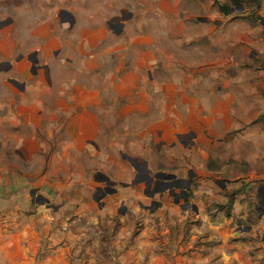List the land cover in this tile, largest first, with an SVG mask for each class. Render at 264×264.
<instances>
[{"label":"rangeland","instance_id":"1","mask_svg":"<svg viewBox=\"0 0 264 264\" xmlns=\"http://www.w3.org/2000/svg\"><path fill=\"white\" fill-rule=\"evenodd\" d=\"M151 3L158 14L148 10ZM245 6L234 12L237 19L230 23L221 14L216 0H211L210 7L201 8L205 13H192L190 7L176 0H0V61H15L32 54L42 60L46 57V46L52 41L63 46L64 55L76 59L80 57V44L86 39L99 40V48L105 44L119 47L114 55L104 57L105 61L111 62L101 67V78L95 79L96 89L105 90L103 104L99 105L101 108L90 106L89 128L83 136L94 137L97 145L101 141L107 157H87L91 151H84L85 142H80L79 138L67 140L75 130L79 135V125L66 124L61 128L60 123L64 119L78 121L79 111L67 110L55 121L49 114L43 120V126L35 130L20 115L22 103L27 98L30 101L32 80L25 81L23 88L18 87L22 82L16 75L0 67V159L18 166L27 180L14 191H5L7 196L1 203L20 213L18 226L28 224L34 230L28 237V247L32 249L39 244L40 253L30 254L28 258L34 259L30 264H47L50 258L57 264H112L123 258L128 247L135 246L136 230L141 227H138L139 224L129 227V221L122 216L129 213L130 203H134L139 195L149 196V178L134 180L135 175L132 169H128L126 157L136 145L133 133L136 127L128 128L126 125V111L128 106L140 102L144 96L143 91L129 94L133 74L139 75L142 90L151 89L153 80L167 86L166 90L151 96L152 108L147 113L149 124L160 119L162 126L167 127L168 131L164 130L163 134L182 132L206 140L216 136L227 142L232 140L233 146L237 144L240 149L239 129H255L264 121L262 104L257 102L262 99L264 91L245 80L249 63L255 61L253 49L246 46L243 57L234 42L235 35L247 31L245 20L251 23L259 16L264 24V14L251 12V7L248 4ZM213 23L224 24L225 27L216 29ZM81 25L88 26L90 31L81 29ZM252 25L254 30L249 37L246 33L240 38L239 45L246 39L248 43L264 45V27L258 23ZM211 43L219 50L222 60L225 59V67L219 66L215 58H208L207 47ZM148 55L154 57L150 63L145 60ZM202 56L205 60L198 63L197 59ZM119 64H123V68ZM61 68L74 72L62 62ZM237 71L243 82L235 74ZM203 77L216 78L207 86L208 108L215 105V98L219 99L218 106L221 108L215 109L213 115L217 121L211 127L197 128L192 126L196 123L192 119H201L208 114L206 103L191 104ZM227 78H231L230 86H227ZM85 80L87 88L93 89L89 79ZM123 88L129 89L128 92L121 93ZM25 93H28L27 96ZM230 101L234 105L238 102V106L231 109ZM242 104L249 106L243 108ZM252 104L255 108L250 107ZM133 113L130 112V115ZM138 113L139 116L133 115L135 123L143 114L142 111ZM229 114L234 115L233 122L229 120ZM230 123H233L232 128ZM216 125L220 131L218 135L214 134ZM123 136L128 140H123ZM226 144L221 142L217 145L220 150H225ZM183 146V150L189 152L187 144ZM169 149L177 150L170 145ZM202 150L207 152V147ZM235 158L240 160L233 152L223 161L227 163ZM183 160L194 166L188 154H184ZM251 162L259 173L264 174V159L254 157ZM214 163L213 158L210 162L206 158L203 166ZM32 178H39V184H32ZM258 179L261 178L255 180L257 184ZM45 181L51 183L56 197L40 191ZM140 181L146 182L141 184ZM99 188L103 190L98 200L89 199ZM111 188L117 192L124 191L125 200L118 209L112 210L113 217L105 214L100 220L99 237L98 229H89L84 225L82 207L87 204L93 210L101 209V201L107 198L103 193L112 192ZM140 189L146 190L144 194L138 192ZM191 189L196 196L197 189L194 186ZM241 200L245 201L244 208H254L256 189H251L249 197ZM214 205L219 206L216 201ZM98 213L102 214L101 211ZM249 217L257 219L254 213ZM2 229L10 230L7 222ZM118 236H121L120 243ZM259 238L264 240V237ZM237 245L243 247L241 257L244 260L249 256L246 248L251 249L252 244L240 240ZM258 256L264 263V254L259 251Z\"/></svg>","mask_w":264,"mask_h":264},{"label":"crops","instance_id":"2","mask_svg":"<svg viewBox=\"0 0 264 264\" xmlns=\"http://www.w3.org/2000/svg\"><path fill=\"white\" fill-rule=\"evenodd\" d=\"M176 1L190 7L192 13L197 11L205 13L201 8L210 7L211 3V0ZM221 1L216 0V4L220 8L221 14L230 20V23L237 19L234 12H238L240 6L246 7V4L251 7V12L255 11L261 14L263 12L264 14V7H262L264 0H258L260 1L259 5L251 0H244V4L235 3L233 0H223V3ZM148 10H154L156 13L152 3ZM257 17L258 20L255 21ZM257 17L253 18L251 23L245 20L247 31H244L242 35H235L234 42L243 57H245L246 46L253 49L252 57L255 61L249 63V71H245V80L264 91V62L261 61L264 60V45L248 43L247 39L239 45V39L246 33L249 37V34L254 30L252 24L258 23L264 27V24L260 22L261 18ZM213 27L217 29L225 26L224 24L213 23ZM80 28L90 31L88 26L81 25ZM212 43L207 47L208 58H215L214 61H217L219 66L225 67L227 65L225 59L222 60L219 50ZM99 45L97 39H86L80 44V57L76 59L73 56L64 55L63 46L52 41L46 46V57L42 60L36 54H32L20 57L15 61H0L1 68L13 72L17 79L22 82V85H18V87L23 88L25 81L32 80L30 101L27 98L22 103L20 115L24 116L25 120L35 130L43 126V120L49 114L51 119L55 121L61 118L67 110L79 111L78 121L64 119L60 123V127L62 128L66 124L67 126L79 125V135L75 130L71 132V136L67 140L74 141L79 138L80 142H85L84 151H91L87 157H107V154L103 153L105 148L101 145V141L97 145V140L94 137L83 136L89 128L88 116L92 114L90 106L97 105L98 108H101L99 105L103 104L105 90L101 92V90L96 89L95 79L101 78V67H106L111 62L110 60L105 61L104 57L114 55V52L119 48L112 44H105L99 48ZM256 51H259L261 55H258ZM152 58L154 57L148 55L145 60L150 63ZM204 60L205 56L197 59L198 63ZM61 62L69 69H73L74 72L61 68ZM119 65L123 68V64ZM235 74L241 79L238 71ZM220 77L223 76L220 75ZM132 78L129 94H140L143 91L144 96L140 102H133L128 106L126 111L128 115L126 125L128 128L136 127L133 132L135 135L134 144L136 145L131 148L126 157L128 169H132L135 175L134 180L149 178L147 180L149 196L139 195L134 203H130L129 213L122 216L129 221V227L130 225L135 227V224H139L138 227L141 229L136 230L135 246L128 247V252L123 254V258L112 264H264L261 263V258L258 256L259 251L264 254V240L259 238V236L264 237V183H255L257 178L264 179V174L259 173L257 168L251 164L254 157L264 159V121L257 124L255 129L243 127L239 129L237 136L240 140V149L237 148V144L233 146L232 140L227 142L216 138V136L206 140L201 136L194 137V135L182 132L163 134L164 130L168 131L167 127L162 126L160 119L149 124L147 113L152 108L151 96L166 90L167 86L160 81L153 80L154 86L151 89L142 90L139 75L135 73ZM85 79H89L93 89L87 88ZM215 79L209 77L200 79L191 104L204 102L208 108L209 93L207 86L214 83ZM230 84L231 78H227V86ZM128 90L123 88L120 92L127 93ZM27 94L25 93L26 96ZM209 98L212 100V97ZM213 100L215 105H209L208 114L201 119H192L196 122L192 123V126L197 128L211 127L217 121L213 114L216 112L215 109L221 107L218 106V98ZM257 102L262 104L264 110V95ZM228 104L233 106L231 109L238 106V102H235L234 105L233 101H230ZM245 105L242 104L241 107L244 108ZM49 107L50 111L48 110ZM250 107L255 108V105L252 104ZM258 109H261L260 105H258ZM132 111L134 113L130 115ZM139 111H142L143 114L140 121L135 123L133 115L139 116ZM228 116L229 120L233 122L234 115L229 114ZM232 124L230 123L231 128ZM218 128L216 125L215 135L220 133ZM123 140L127 141L128 139L123 136ZM221 142L227 143L225 150H220L217 145ZM168 143L177 150L169 149ZM184 144H187L189 152L183 150ZM204 147H207V152L202 150ZM117 149L122 151L120 147ZM233 152L240 157V160L235 158V160L231 159L227 163L223 161L226 156L232 155ZM184 154H188L190 162L194 163L193 167L183 160ZM206 158L209 159V162L213 158L216 163L203 166V161ZM223 162L224 165H221ZM188 165L190 167H187ZM185 175L187 178H184ZM243 180L246 182L247 189L237 196L233 208L228 214L223 205L227 203L228 195L242 186ZM144 182L146 181H140L141 184ZM128 183L131 185L130 182ZM110 186L113 185L110 184ZM116 186L118 187V185ZM193 186L197 189L196 196L193 195L194 190L191 189ZM253 188L257 191L256 205L252 209L244 208L243 202L245 201L241 198L249 197V192ZM102 190L103 188H99L95 194L89 196V199L97 201ZM111 190L112 192L103 193V196L107 195V198L101 201L103 203L101 209L93 210L87 204L82 207L84 225L89 229H98L99 237L100 220L105 214L113 217L112 210L118 209L125 200L124 191L117 192L112 188ZM140 190L138 191L140 194H144L143 192L146 191ZM215 201L220 207L214 205ZM99 211L102 214L98 213ZM251 213H254L257 219L249 217ZM32 232L34 230L28 226L23 233L22 237L26 239L27 243ZM120 237L117 238L118 243H120ZM37 238L40 239L39 236ZM240 240L252 244L251 249L246 248V253L249 256L244 260L241 257L243 247L237 245ZM33 248L27 246L28 256L32 252L40 253L39 244ZM132 253L134 254L132 255ZM32 262L34 259L28 258L22 264ZM95 263L91 262L90 264ZM47 264H57V262L50 258L47 260Z\"/></svg>","mask_w":264,"mask_h":264},{"label":"flooded vegetation","instance_id":"3","mask_svg":"<svg viewBox=\"0 0 264 264\" xmlns=\"http://www.w3.org/2000/svg\"><path fill=\"white\" fill-rule=\"evenodd\" d=\"M31 180H33L32 184L34 185L40 182L39 178H32ZM26 181L25 173L22 172L18 166L4 168L0 165V234H8L4 242H0V264H22L23 261L29 257V252L27 250L28 243L26 239L22 237L23 233L27 230L28 224L18 226L20 213L14 208H8L1 203L4 197L7 196L5 195V191H14L21 183ZM40 191L56 197V191L49 181H45V183L41 185ZM5 222H7L10 227V230L6 233H4L2 229V225L5 224Z\"/></svg>","mask_w":264,"mask_h":264},{"label":"trees","instance_id":"4","mask_svg":"<svg viewBox=\"0 0 264 264\" xmlns=\"http://www.w3.org/2000/svg\"><path fill=\"white\" fill-rule=\"evenodd\" d=\"M235 3H242L244 4V0H233ZM251 1H254L256 3H258L259 5V2L258 0H251ZM255 20H258V17L255 19ZM259 183H264V179H258ZM247 189V185H246V182L243 180L242 182V186L237 188L236 190L232 191L231 194L228 195V201L225 205H223L226 210V212L228 214H230L232 208H233V203L235 201V199L237 198V196L243 192H245Z\"/></svg>","mask_w":264,"mask_h":264},{"label":"water","instance_id":"5","mask_svg":"<svg viewBox=\"0 0 264 264\" xmlns=\"http://www.w3.org/2000/svg\"><path fill=\"white\" fill-rule=\"evenodd\" d=\"M0 165L4 168H7V167H16L15 164L11 163V162H8V161H1L0 160ZM8 237V234L6 235H2L0 234V242L3 243L4 240Z\"/></svg>","mask_w":264,"mask_h":264},{"label":"bare ground","instance_id":"6","mask_svg":"<svg viewBox=\"0 0 264 264\" xmlns=\"http://www.w3.org/2000/svg\"><path fill=\"white\" fill-rule=\"evenodd\" d=\"M8 231H9V230L3 229V232H4V233H6V232H8Z\"/></svg>","mask_w":264,"mask_h":264}]
</instances>
